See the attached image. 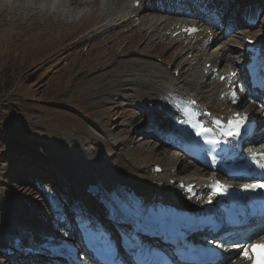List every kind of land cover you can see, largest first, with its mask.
<instances>
[{
	"label": "rangeland",
	"instance_id": "374dc122",
	"mask_svg": "<svg viewBox=\"0 0 264 264\" xmlns=\"http://www.w3.org/2000/svg\"><path fill=\"white\" fill-rule=\"evenodd\" d=\"M113 1L109 4L116 14L133 11L127 6L125 10H117L125 3L131 6L133 0ZM163 1V7L167 9H177L174 7L177 4L182 7V12H192L203 20L209 14L219 17L223 31L220 32L217 25V31H212V50L209 49V42L201 45L200 38L186 39L179 42L181 57L178 54L175 60L180 58L172 61L176 52L173 48L178 45L172 48V42L177 41L165 36L166 29L163 27L168 23L166 20H193L174 13L158 15L146 6L124 17L123 20H133L109 34L100 33L99 30L104 25L110 26L106 25L110 18L105 16V21H100L97 19L99 12L92 7L81 8H87L83 12L87 18L82 21L73 18L76 19L74 22L68 18L62 22L54 15L52 17L50 10L14 12L7 6H0V128L8 131L11 139L17 142L10 146L0 143V149L2 152L9 149L13 154L19 150L23 152L17 155L19 159L7 163L0 159V251H3V243L10 230L18 226H38L39 212L47 219V229L53 230L52 213L49 211L52 200L47 197L59 201V208L63 209L65 201L79 196L78 188L81 189L85 181L95 179V175L88 179L87 173L81 169L88 161L86 153L109 162L111 166L103 169L110 172L116 182H140L154 191L166 193L168 187L165 185L167 181L160 187L159 184L165 179H158L157 175L152 174V166L163 167L167 161V166L174 167L176 162L169 171L176 175L174 182L198 175L196 169L178 158L175 151L161 146L149 136L152 123L147 124V114L141 113L148 111L147 104L150 106L153 102V96L149 98L147 93L155 89L156 77L173 78L175 70L178 71V76L174 77L175 87L179 89H186L192 79L190 93L197 95L199 84L207 81L201 92L208 89L209 82L213 88L212 76H216L212 73L201 83V69L202 73L209 72L205 70L209 69L207 66L202 68L201 65L209 59L219 58L215 68L219 69V73L222 66L218 65H225L223 71L229 69L226 66L241 70L244 37L250 36L259 42L264 39V0ZM57 4H61L60 0ZM106 12L110 14L111 10ZM242 15L243 18H239ZM176 24L173 23L171 27ZM153 27L160 30L158 33L156 28L154 35H157L149 40L145 33L152 34ZM230 29L235 31L234 35L228 34ZM204 33L211 34L208 29L200 31V34ZM205 40L210 41L209 37ZM158 42V49L146 50ZM89 43L92 48L86 53ZM59 51L60 55L57 54ZM164 59H168V63L161 65ZM184 63L183 71H180ZM210 64L213 66L212 62L207 63ZM208 102L214 103L213 100ZM142 125H147V131L141 128ZM26 145H30L29 150L22 149ZM39 146L44 148L46 157L36 153ZM40 160L42 165L33 164ZM164 170L158 175H165L167 172ZM12 173L21 179V184L14 182ZM99 187L102 188L101 185ZM86 189L80 195L86 196L83 199L91 208L94 205L89 203L87 197L92 195H87ZM39 191L44 202L40 199ZM97 210L99 214L103 212ZM22 212L36 221L29 219V224H19L20 220H27ZM65 233L69 235L71 231L66 228ZM235 257L234 260L238 258ZM16 260L17 257L11 263L17 264Z\"/></svg>",
	"mask_w": 264,
	"mask_h": 264
},
{
	"label": "bare ground",
	"instance_id": "6f19581e",
	"mask_svg": "<svg viewBox=\"0 0 264 264\" xmlns=\"http://www.w3.org/2000/svg\"><path fill=\"white\" fill-rule=\"evenodd\" d=\"M134 1H137V0H133V2ZM111 2H114V1L113 0H67V1H64L63 3V0H60L61 4L59 5L57 3L55 4L52 3V0H0V6L1 7L7 6L8 9H11V11L14 10V12H23L27 10L36 11L38 9L42 12H45L47 10H50L52 17L54 15L57 20H60L62 22L67 21L68 18H71V19L78 18L79 13L81 12L79 10H81L82 7L88 6V7L94 8L96 12H99L100 16L97 19H99L100 21H105V16L110 18V20L108 21L106 25H110L109 27H111V26H116L117 20H118V14H116L115 11L112 10V6L109 4ZM113 5L114 7H116V4H113ZM75 6L77 8L73 9ZM126 6L128 9H132V6H130L129 3H125V6H122L120 8L117 7V10H125L124 8ZM107 10H111L110 14L106 12ZM122 12H126V11H122ZM83 16L84 14L82 12V17ZM73 20L75 22L76 19H73ZM106 27L108 26H103V28L107 29ZM177 27H178V23L172 27L173 28L172 30L169 29V31H171V34L179 30ZM103 28H102V31L100 30L101 33L104 32L105 30ZM200 35L201 34H200V29H199L197 36L199 37ZM202 35L205 37V39L209 37V40H210L212 38L211 36L212 34L204 33ZM193 37H196V36H193ZM218 59L219 58H214L213 60H211L214 67L217 66L216 64H217ZM208 62L209 61L205 63H208ZM231 69L232 68H229L227 70H231ZM227 70L221 72L216 77L212 78L214 79L212 82L213 88L210 91H208L209 94L206 96V98H199L196 94L190 93V92H189L190 93L189 96L184 95L187 97H182V93H181L182 91L178 90L179 88L178 89L173 88L172 78L156 77L159 79L155 82L158 87H155L153 92L147 93V95H149V98H152L153 96L152 105L149 106L148 104V107L154 106L156 109L153 107L151 109L157 111L158 114L160 115V118L162 121L159 124H156V123L154 124L157 128H160L161 130L162 129L166 130L163 140H166L165 136L167 134H170L169 133L170 130H173V128L175 127L174 125H172V122H174L175 120H178L180 122L182 121L181 118L184 116V109L182 105L184 103H186L187 105V103L190 104L193 100H196L197 105L192 106V107H195V109L198 112L201 113L202 110H210L212 111V113H215L217 115L221 113L220 109L217 110L216 107L222 108L226 106L225 104L227 103V97H224L223 99H221L220 95L224 94L226 92V86L233 85V81H234V78L230 75V72ZM221 76H224L223 82H220L218 79ZM191 85L194 86V83H192ZM160 86H162V88H159ZM138 90L140 91V88H138ZM207 100L208 101L213 100L214 103L213 104L209 103ZM157 106H160L162 108V112L158 111ZM198 106H199V109L197 108ZM262 113L263 112H261L258 115L259 118L262 117L261 116ZM167 119L172 120V122L169 123ZM178 129H179L180 134H183V132H181L180 130V127H178ZM163 131L164 130H162L161 133ZM261 139H264V137H261ZM86 155L88 156V161L84 162V159H81V161L84 162V166H82L81 169L83 170V173L84 172L87 173V175L89 176L88 179L91 178L90 176H92L93 178L94 175H95V179H92L91 181H88V182L82 181L85 184H83V188H81L82 191L80 192H84V189L90 185L98 186L97 187L99 189L98 194H96L95 196H88L87 200L89 198L90 203H92L97 209L103 210V212H100V215L108 214L110 213V211H112V213H114L115 215H118L119 214L118 212L123 210L124 207L126 206L128 209L132 210L130 214V219H131L130 221L131 223H134L136 220H139L140 217L142 216V212H140V210L135 209L134 205L138 204L139 197L143 195H148L150 197L148 198L150 201L152 200V197H155L154 199H156V201H166L169 204L175 205L176 207L184 208L186 210L198 209L201 206H203L204 202L206 201V199L199 197V196H196L194 198L186 197L187 194L184 192L183 189L179 188L177 184L174 187L166 185L168 189H170L173 192L172 196L171 195L167 196L165 191H162V190L154 191L150 188H145L144 186H142V183L140 182H134V181H130V182L117 181L116 182V180L113 179V177L111 176L110 172H107L106 170L103 169V167L111 166L109 162H107L104 158L100 156L97 158L95 156H92L91 154L86 153ZM174 177L175 176L173 174L168 173V177L166 178L167 183L169 179H174ZM161 178L162 180L165 179L164 176ZM98 182L100 183L101 187L104 189L99 187L100 185H98ZM102 182H105L106 184H103ZM181 182H184V184H194V187H193L194 189L196 188L200 189V188H203V186L208 185L206 181L200 178L199 175H195V174L192 175L190 178L188 179L186 178V180L181 181ZM131 198L134 200V204L130 202ZM98 200L101 201V203ZM58 211H59L58 209L54 210L53 211L54 215L62 214ZM142 222L145 223L146 220H143ZM259 223L260 225L263 224V222H258V224L256 223V226L259 225ZM56 229H57L56 233L58 235H61L60 238L62 239L63 238L62 236H64L65 234V229H63L62 227H59ZM33 232L34 230H32L31 228L29 230L27 228H24V229L15 228V229L10 230V235L12 236V238H15V239L21 238L22 239L21 243L23 244L24 247H26L27 243L25 239L29 234H30V238L33 237L34 235ZM33 240H35V238ZM5 246L7 247L6 243H5ZM240 259H241V256H240Z\"/></svg>",
	"mask_w": 264,
	"mask_h": 264
},
{
	"label": "snow or ice",
	"instance_id": "6c2138e0",
	"mask_svg": "<svg viewBox=\"0 0 264 264\" xmlns=\"http://www.w3.org/2000/svg\"><path fill=\"white\" fill-rule=\"evenodd\" d=\"M197 30L198 29H196V28H192L189 31L195 32ZM232 95H233V98L235 99V95H236L235 92H233ZM185 115L187 116V113H185ZM192 119H194V115H193ZM192 119H186L185 123L190 124V126L195 130V133L197 136L205 137V136H208L209 134H211L213 132L212 128L207 127L206 125L201 124L198 121L193 123ZM250 119H251V117L248 114H244L243 116H241L239 113H237L234 119L228 121L226 128L220 127V121L219 120H216L213 123H215L218 127H220V136L236 138L242 134L241 130L247 126V122ZM204 142L206 144H209V145H216V144L220 143V141L218 139H215V138L206 139ZM256 155H260L261 159H264V153H258ZM259 167L261 169H264V163H260ZM241 187L245 191H249V190L255 191L257 188H264V182L256 183V184H244ZM214 194H216V193H214ZM243 251H244V258L245 259H252V257L248 254L249 249L246 248Z\"/></svg>",
	"mask_w": 264,
	"mask_h": 264
},
{
	"label": "trees",
	"instance_id": "16d2710c",
	"mask_svg": "<svg viewBox=\"0 0 264 264\" xmlns=\"http://www.w3.org/2000/svg\"><path fill=\"white\" fill-rule=\"evenodd\" d=\"M3 131V130H2ZM1 131V129H0V143H3V138L5 137V138H9V134H8V132L7 131H3L2 132ZM7 140H9L8 141V143L9 144H14L15 143V141L14 140H10V138L9 139H7Z\"/></svg>",
	"mask_w": 264,
	"mask_h": 264
},
{
	"label": "water",
	"instance_id": "95a60500",
	"mask_svg": "<svg viewBox=\"0 0 264 264\" xmlns=\"http://www.w3.org/2000/svg\"><path fill=\"white\" fill-rule=\"evenodd\" d=\"M89 189H90V191L93 192V193H94V192H95V193L98 192L97 188H94L93 186L89 187Z\"/></svg>",
	"mask_w": 264,
	"mask_h": 264
}]
</instances>
